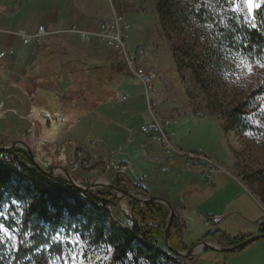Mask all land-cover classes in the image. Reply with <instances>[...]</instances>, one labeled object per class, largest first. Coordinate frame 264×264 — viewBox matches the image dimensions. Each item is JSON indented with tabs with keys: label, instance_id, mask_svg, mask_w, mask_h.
Returning <instances> with one entry per match:
<instances>
[{
	"label": "rangeland",
	"instance_id": "374dc122",
	"mask_svg": "<svg viewBox=\"0 0 264 264\" xmlns=\"http://www.w3.org/2000/svg\"><path fill=\"white\" fill-rule=\"evenodd\" d=\"M157 1L103 0L101 7V21H111L115 16H121L129 25L128 48L131 53L137 55L138 67L156 73L155 93L149 102L145 100L142 86L129 74L126 67L117 66L122 60L121 55L107 49L112 55L109 54L112 63L110 70L122 74L126 72L137 81L139 86L130 85L132 90L129 91L135 95L120 93L119 96L125 95L123 100H127L122 106L114 104L112 109H109L108 105L103 108L98 105L95 108L93 103H87L88 98L94 97V94L100 96L102 93L103 97H106L107 94L110 95V88L113 85L119 87L127 83V79L122 78V75L113 73L88 77L72 75L71 86L86 87L85 91H78L77 88L73 92L68 91L64 100L62 98L54 101L41 100L39 102L41 105L35 107L26 105L22 109L24 116H20L19 107L2 105L0 98V146L4 143L23 141L32 150L38 162L40 163L39 159L43 161L40 163L42 167L65 168L72 178L84 187H89L93 183L111 184L118 189L136 194L141 186L147 185L150 189L154 180L149 179L151 173L147 170L144 172L143 158L132 157L135 154H131V151L135 147L133 144L127 145L126 140L130 135H135L134 130L140 132L139 122L143 113H150L151 116L172 119L176 124L179 122L182 127L189 128V134L183 136L184 140L194 142L211 140L212 148L226 157V161L221 163L222 168H226L264 210V93L255 100L249 98L254 90L262 88L264 92V67H261L264 59L255 64L247 62L227 48L225 43L220 44L222 35L215 23L200 22L192 14V10L203 7L218 11L225 22L227 19L231 21L242 18L244 23L252 26L254 10L258 7H255L250 15L245 0H164L171 13V21L158 13ZM263 1L254 0V3L261 5ZM88 29L92 31L93 28ZM97 45H93V49L99 52L102 48L100 50ZM176 57L183 61L182 66H178ZM246 65L250 67V71ZM196 72L200 81L196 80ZM98 87H101L102 91L95 90ZM141 96L145 97L143 103ZM80 97L86 98L84 102L86 105L80 106ZM67 99L70 100V104L66 102ZM143 105L146 111L141 113ZM123 107L125 109L122 113ZM79 108L85 110V113L88 112L80 119L77 113ZM235 109L246 111L245 117L249 121L250 130L243 131L231 127L227 114ZM16 110L20 115L12 112ZM89 112H93V115L89 116ZM57 120L65 122L67 126L62 124L61 128ZM116 120H120V123ZM52 121L54 122L50 124ZM48 125L57 127V131L54 130L51 137L46 136ZM173 133L172 142L175 144L176 134L174 131ZM32 147L37 151L34 152ZM117 148L118 150L121 148L119 153L128 152L131 156L115 155L113 151ZM117 174L118 178L115 177ZM59 175L60 173L56 174ZM125 176L130 177L134 183L131 181L129 183ZM116 182L119 186L115 185ZM125 184L127 186H124ZM95 190L111 192L112 197L116 199L113 207L108 209L111 227L126 228L132 213L133 199L105 186ZM148 192L151 194L152 190ZM141 196L138 195L134 200H146V197ZM13 206L15 209L9 213L10 207L6 205L4 211L0 213V218L18 222L24 215L25 208L17 202H14ZM193 220H196L192 222L196 228L185 235L188 236L186 242L189 246L198 243L192 242L194 233L201 231L203 236H206L215 231L214 227H205L198 215H194ZM156 223L165 226L160 220ZM0 225L3 226V230H0L3 237L12 247H17L15 228ZM161 238L165 239V234H162ZM220 241H223L226 247L230 245L224 237H221ZM209 245L223 249L221 244L216 242H210ZM189 249L185 247V250L179 252L186 254ZM200 250L195 251L191 257H181L180 262L191 264L205 249ZM207 252L205 253L212 254L210 251ZM250 253L264 255V245L254 248ZM207 254L200 260L211 256ZM112 255L111 249H96L90 247L86 241L76 240L74 251L69 256L57 259L54 264H110Z\"/></svg>",
	"mask_w": 264,
	"mask_h": 264
},
{
	"label": "crops",
	"instance_id": "0c3cea01",
	"mask_svg": "<svg viewBox=\"0 0 264 264\" xmlns=\"http://www.w3.org/2000/svg\"><path fill=\"white\" fill-rule=\"evenodd\" d=\"M102 5L103 0H0V30L8 32L0 36V51L9 48L15 50V55L9 56L0 62V98L2 105L17 106L21 110H19L21 115L17 110L12 112L16 115L24 116L22 109L26 105L35 107L41 105L39 103L41 100L51 99L54 101L55 99L60 100V98L64 100L68 91L73 92L77 88L78 91H85L86 87L79 86L74 88L71 86L72 75L88 77L91 75L97 76L98 74L111 75L117 73L120 76L122 75V78L127 79V83L122 86L113 85L110 88V95L107 94L106 97H103L102 93H100V96L94 94V97L88 98L87 103H93L95 108L98 105L102 108L108 105L109 109H112L114 104L122 106L127 99L123 100V97L126 96H119L120 93L135 95L134 92L129 91L132 90L130 85L139 86L136 83L137 81L126 74H122V72H112L110 70L112 66L111 53L99 40H92L84 44L78 36L67 35L53 39L44 46L31 47L23 45L18 36L9 34V32L16 33L19 31L34 34L39 26H45L48 30L73 27L82 31H90L88 28H95L94 30H96L101 23L106 22L105 20L101 21ZM93 29L92 31H94ZM95 44H98L97 46H99L100 50L102 48V50L99 52L94 50L93 45ZM55 90L57 93H55ZM95 90L102 91L101 87ZM80 99V106L87 104L84 103L86 98L80 97ZM144 99L145 97H142V103ZM66 102L69 103L70 100ZM144 108L143 105L141 113L146 111V108ZM123 109L125 108H122V113L124 112ZM78 110L79 119L80 117H85L88 113H85L86 111L80 108ZM88 115L92 116L93 112H89ZM19 118L23 120L21 117ZM117 118L115 117V119ZM141 118L139 127L149 123L152 116L150 113H143ZM108 121L106 120L107 124ZM116 121L120 123V120ZM56 122L59 125L61 124V128L62 124L67 126L65 122L60 120ZM183 128L178 122L172 129L176 134L174 142L178 148L186 152L203 150L220 164L226 161L225 155L212 148L211 140L206 142L184 140L183 136L189 134V128ZM54 130L57 131L55 125H48L46 136L51 137ZM135 131H133L135 135H130L126 140V144H133L135 148L131 151V154L135 155L132 157L135 159L143 158L144 172L147 170L151 173L152 175L150 174L149 179L154 180V183L151 182L150 189L147 185L141 186L140 184V186L149 195L148 197L163 198L172 204L174 211L176 210L181 218V242L185 247L189 249L203 241L210 240L221 244L222 250H225L231 248V246L228 245L226 247V245H223V241H220L221 237L226 238L230 242L232 240H246L257 234L260 222L264 218V210L236 178L230 173L217 174L213 177L211 185L208 186L202 180V173L204 172L202 166H197L183 157L167 156L161 146L152 143L141 132ZM11 144L12 142L4 143L0 147L10 146ZM33 149L34 152L37 151V149L36 151L35 148ZM119 150L117 148L113 153L117 156H131L128 152L120 151L119 153ZM39 160L40 163H43L41 159ZM135 167L138 169L137 163H135ZM137 172H139V169ZM115 177H118V174ZM125 177L128 178L129 182L134 183L130 177ZM147 190H152V193L149 194ZM210 213L224 217L219 230L208 233L206 236H203L201 231L194 233L192 242L198 243L189 246L186 242L188 236L186 237L185 235L191 229L194 230L196 228L192 223L194 215H198L201 221L204 222L205 216ZM262 245H264V239L254 242L237 252H219L205 249L191 264H264L263 254L250 253L251 250L256 247H262ZM207 251L212 252V254H207L209 253ZM204 254L211 256L200 260Z\"/></svg>",
	"mask_w": 264,
	"mask_h": 264
},
{
	"label": "trees",
	"instance_id": "16d2710c",
	"mask_svg": "<svg viewBox=\"0 0 264 264\" xmlns=\"http://www.w3.org/2000/svg\"><path fill=\"white\" fill-rule=\"evenodd\" d=\"M157 11L166 20L172 21L164 0L157 1ZM192 14L200 22L215 23L222 35L220 44L225 43L227 48L247 62L255 64L264 59V1L254 10L255 27L244 23L242 18L227 19L225 22L218 11L203 7L192 10ZM175 59L178 66H182L183 61L177 57ZM119 63V68L125 66L122 60ZM195 76L200 81L197 72ZM263 93L262 88L254 90L249 98L255 100ZM246 115L244 109H235L227 114L231 127L250 130ZM1 155L10 157L11 162L0 159V213L6 205L10 207L9 213L12 212L14 202L24 205L25 213L18 222L0 218V224L15 228L17 235V247L14 248L0 231V264H54L57 259L69 256L74 251L76 240L86 241L96 249H111L113 255L110 264H182L181 257L175 254L185 250L181 242V218L176 210L169 229L171 252L165 239L161 238L170 216L166 206L133 199L127 227H111L108 209L116 203L111 192H82L64 177L49 178L35 167L27 151L22 148L0 152ZM43 168L47 171L51 169ZM115 185L119 186V183ZM137 194L146 198L149 196L142 187ZM157 220L165 226L156 223ZM244 241L232 240L229 244L235 247Z\"/></svg>",
	"mask_w": 264,
	"mask_h": 264
},
{
	"label": "built area",
	"instance_id": "2783aa9c",
	"mask_svg": "<svg viewBox=\"0 0 264 264\" xmlns=\"http://www.w3.org/2000/svg\"><path fill=\"white\" fill-rule=\"evenodd\" d=\"M5 33L8 32L0 30V36ZM9 34L18 36L23 45L31 47L44 46L53 39L67 35L78 36L84 44H87L92 40H99L106 49L121 55V59L129 74L142 86L146 100L149 102L150 99L153 98L155 93L154 83L157 75L154 71H146L145 69L138 67L137 55L131 53L128 48L130 41V27L121 16H115L111 21L103 22L96 31H82L75 27L69 29L59 28L48 30L45 26H39L34 34H27L24 31L16 33L9 32ZM13 55H15V50L12 48L1 50L0 62ZM175 125L176 121L172 119H163L152 115L151 121L140 127V132L152 143L161 146L167 156L183 157L197 166H202L204 168L202 180L208 186L211 185L212 179L215 175L229 174L226 168H222V165L216 159L203 150L186 152L178 148L172 142L174 136L172 129ZM0 159L4 162H11L10 157L0 156ZM223 220L224 217L222 215L210 213L205 216L204 224L206 227H214L217 232ZM261 223H264V218L261 220L260 224ZM203 242H206L209 245L211 241L206 240ZM213 247L217 248L216 246ZM200 251V249L196 250V252Z\"/></svg>",
	"mask_w": 264,
	"mask_h": 264
},
{
	"label": "water",
	"instance_id": "95a60500",
	"mask_svg": "<svg viewBox=\"0 0 264 264\" xmlns=\"http://www.w3.org/2000/svg\"><path fill=\"white\" fill-rule=\"evenodd\" d=\"M14 148H22L25 151H27V153L29 154L33 164L35 165V167L37 169H39L42 173H44L45 175H47L49 178H57L59 176L64 177L67 181H69L73 186H75L78 190L82 191V192H87V193H92L93 191H95V189L101 187V186H105V187H109L111 190L121 194L122 196L128 197L129 199H136L138 194H133L131 192H127L121 189H118L117 187L111 185V184H98V183H93L91 186L89 187H84L80 184H78L73 178L72 176L68 173V171L65 168L62 167H57V168H52L49 171H47L45 168H43L40 163L38 162V160L36 159L34 153L32 152V150L29 148V146L24 143L23 141H17L12 143L10 146H5V147H0V152H9L10 150L14 149ZM57 173H60L59 176H56ZM144 201H150V202H155V203H160L163 204L165 206L168 207L169 211H170V216H169V221H168V225L166 227V231H165V242H166V246L168 248L169 251L172 252V249L169 246V229L171 227V224L173 222V217H174V208L172 206V204L167 201L166 199L163 198H158V197H148L146 198V200ZM264 239V223L260 224V227L257 230V234L254 236H251L250 238L246 239L244 242H242L241 244L233 247V248H229V249H225V250H221L218 248H214L209 246L206 242H201L196 246H193L191 249H189L186 254L180 253V252H175V254L179 257H183V258H188L191 257L193 255V253L198 250V249H210V250H214V251H222V252H237L242 250L243 248H245L246 246L260 241Z\"/></svg>",
	"mask_w": 264,
	"mask_h": 264
},
{
	"label": "snow or ice",
	"instance_id": "6c2138e0",
	"mask_svg": "<svg viewBox=\"0 0 264 264\" xmlns=\"http://www.w3.org/2000/svg\"><path fill=\"white\" fill-rule=\"evenodd\" d=\"M245 3L247 4L248 12H249L250 15H251V13H252V11H253V9L255 7H259L260 6V5L255 4L254 0H245ZM252 26L255 27L256 25L253 23ZM246 67H249V66L246 65ZM261 67H264V64H261ZM250 70L251 69L249 67V71ZM0 230H3V226L2 225H0Z\"/></svg>",
	"mask_w": 264,
	"mask_h": 264
},
{
	"label": "bare ground",
	"instance_id": "6f19581e",
	"mask_svg": "<svg viewBox=\"0 0 264 264\" xmlns=\"http://www.w3.org/2000/svg\"><path fill=\"white\" fill-rule=\"evenodd\" d=\"M168 255H170V254H168Z\"/></svg>",
	"mask_w": 264,
	"mask_h": 264
}]
</instances>
